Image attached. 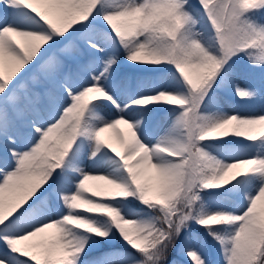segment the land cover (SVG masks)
Listing matches in <instances>:
<instances>
[{"label": "snow or ice", "instance_id": "6c2138e0", "mask_svg": "<svg viewBox=\"0 0 264 264\" xmlns=\"http://www.w3.org/2000/svg\"><path fill=\"white\" fill-rule=\"evenodd\" d=\"M0 264H264V0H0Z\"/></svg>", "mask_w": 264, "mask_h": 264}, {"label": "bare ground", "instance_id": "6f19581e", "mask_svg": "<svg viewBox=\"0 0 264 264\" xmlns=\"http://www.w3.org/2000/svg\"><path fill=\"white\" fill-rule=\"evenodd\" d=\"M105 139L109 140L110 142H112L114 144L116 143L115 134L112 132L105 133ZM99 174H103V173H99Z\"/></svg>", "mask_w": 264, "mask_h": 264}, {"label": "rangeland", "instance_id": "374dc122", "mask_svg": "<svg viewBox=\"0 0 264 264\" xmlns=\"http://www.w3.org/2000/svg\"><path fill=\"white\" fill-rule=\"evenodd\" d=\"M120 130H121L123 133L127 134V128H126L124 125H121V126H120ZM98 174H99V173H98Z\"/></svg>", "mask_w": 264, "mask_h": 264}]
</instances>
